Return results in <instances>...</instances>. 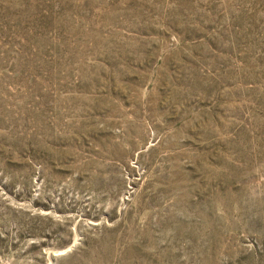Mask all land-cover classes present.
<instances>
[{
  "label": "rangeland",
  "instance_id": "obj_1",
  "mask_svg": "<svg viewBox=\"0 0 264 264\" xmlns=\"http://www.w3.org/2000/svg\"><path fill=\"white\" fill-rule=\"evenodd\" d=\"M0 264H264V0H0Z\"/></svg>",
  "mask_w": 264,
  "mask_h": 264
}]
</instances>
